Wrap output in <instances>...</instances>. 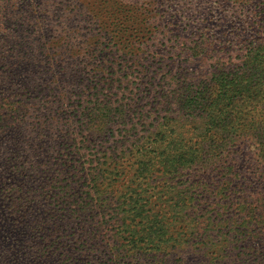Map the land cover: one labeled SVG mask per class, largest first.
Here are the masks:
<instances>
[{
    "label": "rangeland",
    "instance_id": "374dc122",
    "mask_svg": "<svg viewBox=\"0 0 264 264\" xmlns=\"http://www.w3.org/2000/svg\"><path fill=\"white\" fill-rule=\"evenodd\" d=\"M40 1L44 0H0L3 42L11 41L12 45L15 37L21 36L11 34L14 12L34 13ZM161 1L64 0L66 7L60 13L74 8L68 14L75 20L74 30L94 24L98 27L108 19L106 30H111L97 46H105L107 52L113 50L109 53L112 68L101 73L88 68L71 76L66 86L63 78L46 76L48 68H34L32 58L10 55V48L2 49L0 43V83L8 76L11 85L6 91L7 86L0 84V264H115L111 234L119 215L112 207L116 197L105 179L113 159L111 152L120 154L127 167L132 163L129 156L137 155L149 136L160 131L154 128L156 124L162 122L167 127L173 123L175 113L165 111L170 106L157 104L152 97L159 83L163 88L170 84L167 93L175 88L169 79L187 64L182 60L184 54L180 56L181 47L190 49L197 32L213 40L208 43V55L189 67L195 70L193 79L204 85L218 67L230 61L239 63L241 47L250 35L264 45V0H169L162 6ZM117 2L120 6L114 5ZM55 5L60 7L59 2ZM106 5L108 13L94 17ZM181 8H187L183 26L189 22L191 27L180 32L177 44L164 36L165 23L156 13ZM156 25L159 31L153 27ZM125 26L129 30H120ZM74 48L80 51L78 45ZM132 54L136 57L124 60ZM10 62L14 63L9 75ZM48 67L55 71L54 64ZM126 73L136 82L152 79L154 85L144 83L141 89L130 92L136 85L129 84L127 97L122 98L120 78ZM78 86H83V91ZM61 92L68 94L59 95ZM94 94L109 105L125 104L131 109L129 121L109 123L106 128L100 122V126L99 120L90 117ZM252 98L256 100L247 96L238 105L246 126L228 129L223 138L209 135L203 149L208 151L207 162L194 166L193 175L190 170L177 172L172 192L177 195L168 193V197L156 199L159 204L174 206L167 216L173 232L180 234L176 236L178 244L172 240L167 251H160L157 257L158 251L128 264H264V90ZM176 125L170 128H176L175 134L181 128ZM210 145L215 146L209 149ZM157 174L154 181L161 173ZM99 175L101 180H97ZM192 178L201 179L198 189L194 188L195 197L191 199L187 193L179 202L178 195L190 190ZM234 179L244 183L236 188L243 187L241 193L225 188L226 182ZM127 180L128 176L124 184ZM101 181L104 186L99 194ZM164 182L160 179L154 183L166 190ZM85 200L93 203L95 211L81 209ZM228 252L233 262L220 257Z\"/></svg>",
    "mask_w": 264,
    "mask_h": 264
},
{
    "label": "trees",
    "instance_id": "16d2710c",
    "mask_svg": "<svg viewBox=\"0 0 264 264\" xmlns=\"http://www.w3.org/2000/svg\"><path fill=\"white\" fill-rule=\"evenodd\" d=\"M163 1L167 2L169 0H162L161 6ZM57 2H59L60 7L55 5ZM114 5L120 6V2ZM8 6V4L3 6L5 11ZM65 7L64 0H44L39 2V9L34 13L25 14L24 12L15 11L11 32L20 33L21 36L16 40L15 34L12 32L11 34L15 37L12 45H10L11 41H9V44L3 42V37L2 40L0 39V43H2V49L5 46L10 48L8 50L10 55H16L22 59L32 58L36 62L34 68L38 67L40 70L48 68L49 71L45 75H50L52 79L54 78L53 74L56 75L58 80L63 78L66 86L71 81V76L80 72L85 73L84 70H88V68L97 70L96 73L112 68L113 64H110L109 53L113 50L107 52L105 46L101 48L97 46L99 40L111 30V27L106 30L108 19L100 22L98 27H94V25H97L94 24L93 26L79 27L80 29L74 30L72 24L75 20L68 15L69 12H73L72 9L74 8H68L65 14L60 13ZM186 9L173 10L174 12L171 13H167V9H162V11L157 10L156 13V15H160L159 21L165 23L162 31L164 36L174 39L177 44H179V37H182L180 32L189 30L191 27L188 26L189 22L184 26L182 23L184 16L187 15ZM103 10H98L94 17L108 13L107 5L103 6ZM132 16L136 18V15L132 14ZM52 21H56L55 25H50ZM125 27L127 29L120 28V30H129L127 26ZM153 27L157 31L160 29L159 25ZM7 34L4 36H7ZM195 35H197V40L191 44L190 49L184 45L181 47L180 56L184 54L182 60L187 64L182 72L175 73L169 79V81H173L171 83L175 85V88L172 86L171 92L167 93L166 88L170 84L163 88V85L159 83L157 87L160 89L156 88L155 95L152 97L157 104H168L170 106L165 108V111L168 114L175 113V116L171 118L173 123L167 127L165 125L168 124L162 122L156 124L154 128L160 129V131L149 136L148 143L142 144L136 151L137 155L132 154L129 156L128 161L132 159V163L127 167L123 166L125 162L120 154L117 155L116 152H111L113 159L110 163V169L107 170L110 172L105 176V179L109 180L108 187L111 189L112 195L116 197V205L112 207L113 209L117 208V215H119L116 219V225L112 227L115 232L111 234L115 243L113 249H116L114 253L116 257L114 259L115 264H128L130 260L134 259L139 262L141 258L156 251H158L155 255L157 257L160 251H167L172 240L175 241L174 244H178L180 240L176 236L180 234L173 232L175 228L171 223L169 224L167 216L174 206L159 204L156 199L158 197L161 199L168 197V193L171 196L177 195V193H172L173 189L176 188L173 179H176L177 172L190 170L189 172H192L193 175L194 166L207 162L206 153L208 151L203 149L206 147L204 143L209 135L223 138L221 135L225 134L228 129L246 126L239 116L238 105L247 96L256 100L252 97H256L264 90V45L262 43L258 44V40L251 35L243 42L245 44L241 47L243 54L238 64L230 61L226 64L227 66L216 69L210 82L204 85L196 82L198 80L193 79L195 75L193 71L195 70L190 71L189 67L197 59L205 58L208 55V51H210L208 43L212 44L213 40L207 38L205 33L197 32ZM75 45H78L81 52L74 50ZM93 45H95V48L91 50ZM134 57H136L135 54L125 56L124 60L129 62ZM3 59L8 61L5 56ZM11 63L14 62H10L8 67L9 75L13 73ZM48 64L49 66L54 64L55 71L50 70L53 67L49 69ZM95 64L99 67H95ZM129 67L127 65V70ZM136 77L143 78L138 75ZM120 79L123 80L119 85L122 98L127 97L125 91L129 89V84L136 85L135 88L130 89V92L141 89L144 83L154 85L152 79L144 78L136 82L137 80L128 73ZM7 80L8 76H3L2 84H0L7 86L6 91H10L9 86L11 85ZM122 84H126V87H123ZM145 88L150 87L146 86ZM77 89L83 91V86H78ZM58 94L67 95L68 92ZM80 95H82V92ZM94 96L95 101L93 102L95 104L90 117L99 120L100 126L102 125L100 122H103L106 128L109 123L114 124L118 121L127 123L129 121L128 116L131 115V109L126 108L125 104L121 103L117 106L111 102V105H109L105 101L101 102L99 95L94 94ZM139 117H143L142 113ZM164 117H168V115L166 114ZM176 123V126L181 127L177 134H175L176 128L170 130ZM169 132L174 133L177 138L175 139ZM213 146L215 145H210L209 149ZM156 173L161 174H157V180L154 181L155 178L153 177ZM126 176L129 180H127V184H124ZM99 177L101 178L97 180L102 179V175H99ZM160 179L165 180L164 183H166L168 189L165 190L161 188L163 185L154 183ZM192 179L194 181L191 183V187L189 186L190 190L187 189L178 195L179 202L182 201L180 200L182 197L184 199L187 193H191V199L195 197L196 190L194 188L198 189L201 185V179ZM178 183L180 184L181 181L179 180ZM185 183L188 186V181H185ZM102 185L103 183L98 188L99 194ZM243 185L244 183L241 180L234 179L226 182L225 188L227 190L234 188V191L241 193L243 187L236 188ZM120 186H122V189ZM188 197L190 199V196ZM178 201L176 200V205H178ZM83 204L84 208H81L83 211H86L85 208L95 211L93 203H86L85 200ZM238 207L239 210H244V206L238 205ZM208 235L210 236V234ZM105 244L107 248L110 247L109 244ZM220 257H223V260L229 259L230 262H233L230 252L221 254Z\"/></svg>",
    "mask_w": 264,
    "mask_h": 264
}]
</instances>
